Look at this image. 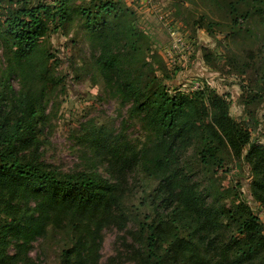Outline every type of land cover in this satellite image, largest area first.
I'll list each match as a JSON object with an SVG mask.
<instances>
[{
  "label": "trees",
  "instance_id": "obj_1",
  "mask_svg": "<svg viewBox=\"0 0 264 264\" xmlns=\"http://www.w3.org/2000/svg\"><path fill=\"white\" fill-rule=\"evenodd\" d=\"M30 1L0 0V45L8 61L0 84V264H36L30 256L34 244L48 238L62 242L60 264H101L104 229L124 228L128 221L121 184L96 169L63 172L42 160L40 136L53 79V56L44 43L73 19L83 22L96 43L98 71L130 103V117H140L151 133L140 149L108 130L93 131L92 143L122 172L141 165L157 183L156 207L171 209L147 228L153 264H264L258 216L242 201L209 204L182 163L193 148L202 166L222 169L226 147L251 166V192L264 207V144L252 142L250 132L231 117L229 100L208 90L170 95L156 78L148 79L146 37L134 30L135 12L119 0L78 7L70 6L71 0ZM12 77L20 80L18 92ZM158 243L165 245L162 254ZM137 261L148 264L143 254Z\"/></svg>",
  "mask_w": 264,
  "mask_h": 264
},
{
  "label": "rangeland",
  "instance_id": "obj_2",
  "mask_svg": "<svg viewBox=\"0 0 264 264\" xmlns=\"http://www.w3.org/2000/svg\"><path fill=\"white\" fill-rule=\"evenodd\" d=\"M59 1L31 0L30 4L56 5ZM119 1L135 12L134 30L146 37L144 59L151 66L148 79L156 78L170 95L208 90L226 97L231 117L250 132L252 142L264 144V0ZM89 2L71 0L70 6ZM44 46L53 56V79L40 136L42 160L63 172L96 169L121 184L126 191L123 209L128 221L124 228L104 229L101 264H138V254L153 264L148 257L147 228L157 226L171 209L156 207L152 191L157 183L141 165L122 172L121 165L96 153L92 143L93 131L108 130L122 134L131 148L140 149L149 143L151 133L140 117H130V103L123 102L116 86L98 71V48L82 21L73 19L52 31ZM7 67L0 45V84ZM10 83L16 92L21 90L17 77ZM223 159L222 169L204 167L192 148L184 153L182 163L191 170L192 182L205 192L209 204L217 199L227 206L242 201L264 225V207L251 192V166L229 155L226 147ZM158 246L162 254L165 245ZM61 247L62 242L54 238L40 240L30 256L36 264H60Z\"/></svg>",
  "mask_w": 264,
  "mask_h": 264
}]
</instances>
